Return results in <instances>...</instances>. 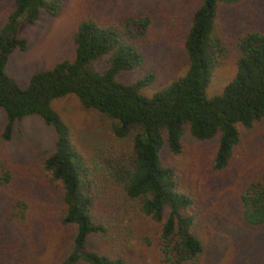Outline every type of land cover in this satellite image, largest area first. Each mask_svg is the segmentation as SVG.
<instances>
[{"label": "trees", "instance_id": "trees-1", "mask_svg": "<svg viewBox=\"0 0 264 264\" xmlns=\"http://www.w3.org/2000/svg\"><path fill=\"white\" fill-rule=\"evenodd\" d=\"M64 1L14 0L0 27V108L5 117L1 137L9 141L14 124L27 115L51 126L56 139L41 168L62 192V234L46 233L35 250L17 252L9 264L200 261L208 248L203 208L195 187L182 182L178 171L185 126L197 140L217 138L209 160L213 173L229 172L240 161L237 209L246 225H263L264 167H243L240 130L264 118V33L247 29L226 41L218 23L221 7L241 0L198 1L183 39L185 72L150 96L145 91L154 80L152 73L132 82L118 79L145 62L151 34L157 33L148 13L80 21L73 35V57L34 73L27 86L19 87L5 70L9 56L25 49L19 26L33 23L42 10L58 15ZM230 58L236 64L234 76L220 94L207 95L214 70ZM69 94L82 107L101 113L116 141L83 153L52 106ZM164 144L172 165L161 156ZM4 168L0 161V178L8 182Z\"/></svg>", "mask_w": 264, "mask_h": 264}, {"label": "rangeland", "instance_id": "rangeland-1", "mask_svg": "<svg viewBox=\"0 0 264 264\" xmlns=\"http://www.w3.org/2000/svg\"><path fill=\"white\" fill-rule=\"evenodd\" d=\"M13 1L0 0V27L12 10ZM198 1L65 0L58 15L42 10L33 23H21L18 36L26 40L25 49L9 56L5 70L23 88L34 73L73 57V35L80 21L91 17L101 21L120 18L128 12L148 13L155 21L157 33L151 34L154 39L145 62L120 73L118 79L132 82L152 73L154 80L145 91L150 96L185 72L188 60L183 39ZM218 23L226 41L247 29L264 33V0H241L230 8L221 7ZM235 72V60H225L214 70L207 95L220 94ZM52 106L83 153L116 141L109 121L95 109L82 107L75 95L57 98ZM3 113L0 108V161L9 172V180L5 182L0 178V264H9L15 260L17 252L28 247L35 250L43 235L62 234L58 229L62 192L47 181L41 168L43 160L53 150L54 129L40 117L27 115L14 124L10 140L5 141L1 137L5 122ZM240 133L243 155H246L243 167L263 168L264 118L250 129L241 128ZM129 141L130 137L123 142ZM182 142L185 150L178 171L183 176L182 182L195 187L206 224L207 252L193 264H264V224L246 225L236 206L237 189L242 183L240 161L229 172L213 173L209 160L217 138L197 140L185 126ZM161 156L166 164H173L166 144ZM9 236L15 239L12 241ZM93 242V247L98 244L96 239Z\"/></svg>", "mask_w": 264, "mask_h": 264}]
</instances>
